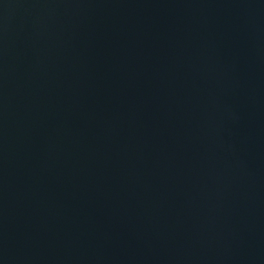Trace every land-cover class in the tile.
<instances>
[{
    "label": "water",
    "instance_id": "95a60500",
    "mask_svg": "<svg viewBox=\"0 0 264 264\" xmlns=\"http://www.w3.org/2000/svg\"><path fill=\"white\" fill-rule=\"evenodd\" d=\"M0 264H264V0H0Z\"/></svg>",
    "mask_w": 264,
    "mask_h": 264
}]
</instances>
